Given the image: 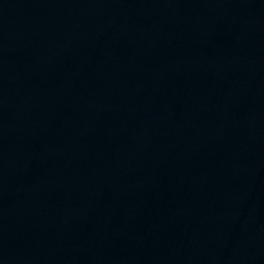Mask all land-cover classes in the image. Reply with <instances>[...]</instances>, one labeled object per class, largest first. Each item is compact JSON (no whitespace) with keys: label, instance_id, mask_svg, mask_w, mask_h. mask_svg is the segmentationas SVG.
Listing matches in <instances>:
<instances>
[{"label":"water","instance_id":"95a60500","mask_svg":"<svg viewBox=\"0 0 264 264\" xmlns=\"http://www.w3.org/2000/svg\"><path fill=\"white\" fill-rule=\"evenodd\" d=\"M0 264H264V0H0Z\"/></svg>","mask_w":264,"mask_h":264}]
</instances>
